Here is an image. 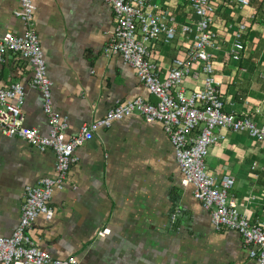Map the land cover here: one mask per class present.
<instances>
[{"label": "crops", "instance_id": "obj_1", "mask_svg": "<svg viewBox=\"0 0 264 264\" xmlns=\"http://www.w3.org/2000/svg\"><path fill=\"white\" fill-rule=\"evenodd\" d=\"M217 10L213 28L218 43L212 50L224 109L248 112L264 121V2L241 6L233 0H212ZM36 32L53 82L54 109L67 118L66 135L104 117L118 102L158 98L120 54H106L116 18L106 0H34ZM176 14L177 37L151 44L160 72L193 44L181 25L195 14L185 0H153ZM20 0H0V32L21 34L26 26L14 12ZM249 24L245 49L232 58L237 37L233 22ZM33 69L25 57L8 53L0 61V87L23 84L25 123L47 134L48 116L41 91L32 85ZM203 73L194 69L184 82L190 91L203 87ZM226 137L207 156L210 173L236 179L232 193L239 211L250 221L264 220V141L246 132L222 128ZM65 187L54 192L53 216L40 215L30 234L52 256L76 257L78 264H254L237 230L216 229L211 213L182 184V172L169 135L160 121L138 113L101 127L75 150ZM56 175V156L18 136L0 131V235L19 225L28 185ZM104 229L107 233L101 234Z\"/></svg>", "mask_w": 264, "mask_h": 264}, {"label": "built area", "instance_id": "obj_2", "mask_svg": "<svg viewBox=\"0 0 264 264\" xmlns=\"http://www.w3.org/2000/svg\"><path fill=\"white\" fill-rule=\"evenodd\" d=\"M106 1L112 5L116 18L106 54H120L136 69L158 101L137 97L118 102L104 117L84 123L75 135H66L67 118L53 107V82L48 76L44 51L35 28L34 0H20V7L14 12L26 26L23 33L0 32V61L8 53L29 60L33 69L32 85L42 93L49 122L47 134L25 123L22 104L26 90L22 83L14 82L0 87V131L7 136H18L42 150L50 148L56 156V175L44 176L36 184L26 187L19 225L10 236L0 235V264H78L74 256L64 259L52 256L33 240L30 230L40 215L53 216L50 200L55 191L65 187L69 170L77 159L76 148L92 139L99 128L109 127L114 120L134 113L149 122L163 123L181 168L182 184L194 187V196L210 211L216 229L230 228L240 232L254 264H264V220L252 222L239 211L238 200L232 193L236 182L233 175L216 176L207 167L211 146L226 137L222 128L246 132L250 137L264 141V121L257 122L248 112L237 115L224 109L212 54L219 37L213 28L216 3L185 0L193 10L195 20L183 23L181 33L192 34L193 44L184 56L174 58L172 67L162 74L152 55L151 44L160 39L169 43L177 37L176 14L160 8L153 0ZM252 1L233 0L241 6ZM235 26L237 40L231 56L239 59L245 49L243 36L248 32L249 24L243 21L228 24L230 29ZM196 67L204 75L203 87L188 91L183 84ZM107 231L109 229L100 233Z\"/></svg>", "mask_w": 264, "mask_h": 264}]
</instances>
